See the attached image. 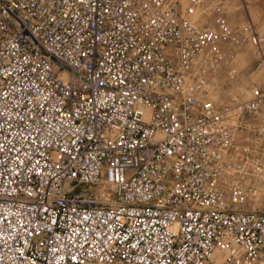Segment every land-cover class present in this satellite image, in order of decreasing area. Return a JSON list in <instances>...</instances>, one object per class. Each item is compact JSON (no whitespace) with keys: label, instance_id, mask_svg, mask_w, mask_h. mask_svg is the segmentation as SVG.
Here are the masks:
<instances>
[{"label":"built area","instance_id":"2783aa9c","mask_svg":"<svg viewBox=\"0 0 264 264\" xmlns=\"http://www.w3.org/2000/svg\"><path fill=\"white\" fill-rule=\"evenodd\" d=\"M246 41L220 0H0V264H264V87L211 97Z\"/></svg>","mask_w":264,"mask_h":264},{"label":"rangeland","instance_id":"374dc122","mask_svg":"<svg viewBox=\"0 0 264 264\" xmlns=\"http://www.w3.org/2000/svg\"><path fill=\"white\" fill-rule=\"evenodd\" d=\"M229 24L236 28L244 22L252 23L264 39V0H220ZM232 57L211 79V97L217 104H231L248 98L252 85L264 87V71L251 73L254 64L253 46L246 41L240 46L226 44ZM236 70L234 78H229L227 71ZM82 185L79 188H88ZM264 207V201L257 203Z\"/></svg>","mask_w":264,"mask_h":264}]
</instances>
